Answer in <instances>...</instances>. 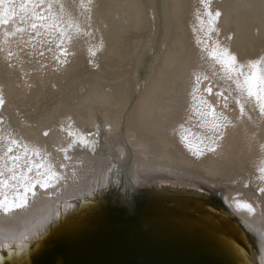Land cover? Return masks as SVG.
Segmentation results:
<instances>
[{
	"label": "bare ground",
	"instance_id": "1",
	"mask_svg": "<svg viewBox=\"0 0 264 264\" xmlns=\"http://www.w3.org/2000/svg\"><path fill=\"white\" fill-rule=\"evenodd\" d=\"M61 2L81 27L62 45L66 56L55 43L41 46L47 37L31 42L35 47H25L19 35L5 39V30L25 26L19 7L8 25L0 24V155L11 136L29 149L30 178L48 165L60 176L48 189L36 185L25 207L0 211V246L20 245L59 206L111 178L123 177L119 192L127 196L161 174L219 190L256 238L257 261L264 264V182L257 171L264 118L252 104L243 117L236 102L225 104L217 93L230 82L204 51L219 44L242 63L264 55V0H210V10L221 13L214 31L200 0H92L90 12L81 0ZM194 73L206 74L214 86L203 77L196 85ZM211 110L227 117L226 127L213 129ZM9 155H20L24 168L22 147Z\"/></svg>",
	"mask_w": 264,
	"mask_h": 264
},
{
	"label": "water",
	"instance_id": "2",
	"mask_svg": "<svg viewBox=\"0 0 264 264\" xmlns=\"http://www.w3.org/2000/svg\"><path fill=\"white\" fill-rule=\"evenodd\" d=\"M122 182L59 206L23 243L1 245L0 264H258L256 238L219 190L157 174L122 196Z\"/></svg>",
	"mask_w": 264,
	"mask_h": 264
},
{
	"label": "snow or ice",
	"instance_id": "3",
	"mask_svg": "<svg viewBox=\"0 0 264 264\" xmlns=\"http://www.w3.org/2000/svg\"><path fill=\"white\" fill-rule=\"evenodd\" d=\"M201 5L205 9V13L208 17L209 31H214L213 24L215 20L221 15L217 10L214 13L210 10V0H200ZM92 0H81V7H86L87 11H91ZM17 7L21 11L19 16L20 21L25 25L24 27H16L12 31L5 30L4 36L7 39L9 36L15 37L19 35L20 41L25 47L30 44L35 47V44L31 42L36 41L39 37H47V39H40L39 43L43 46L45 43H55L59 52L66 56L67 50L62 47L66 41L71 40L69 34L73 29L76 32L81 31L78 20L74 19L70 13L66 12L64 4L61 0H22L17 5L14 0H0V24L8 25L17 16ZM54 8L56 10H54ZM87 19H91L90 15ZM43 30V31H42ZM25 33H27V39H25ZM34 33V35H33ZM49 47L47 51H52ZM207 56L212 60V67L215 68L219 65V70L223 74L222 79L230 82L228 88H222L217 95L223 96L224 91H230L234 93L232 98L240 109V116L245 115V107L248 104H252L254 110H258L259 116L264 118V55L257 59L249 60L247 62H240L236 55L230 52L227 48H221L219 44L214 46L211 50L207 47L204 48ZM9 57L13 56V53L9 51L7 53ZM39 55L43 56L44 52H39ZM59 60V56L55 57ZM215 74V73H214ZM196 76V85H199L201 77L207 80L208 76L203 73H194ZM234 85V89L231 87ZM211 87L205 89V91L211 92ZM198 91V88L194 89ZM195 98V95H194ZM225 104H227L228 97L223 96ZM3 104L2 95H0V105ZM213 119L210 122L213 129L226 127L227 117H217L214 110H211ZM202 116H207L208 113H201ZM249 119L252 117L249 116ZM223 120L225 123H221ZM2 123V118H0ZM183 127V126H181ZM71 134V133H70ZM47 135V133H45ZM219 138V137H217ZM0 139L5 137L0 136ZM182 142L187 141L186 136L181 137ZM8 145L7 150L0 155V211L4 213H11L14 209H20L27 205L28 196L31 194L33 197L36 195L34 191L36 185L40 188L48 189L52 186V182L60 178L56 171L52 170L51 165H48L45 172H37L36 178L33 180L29 177L28 173L32 172V163L30 157H28L29 149L27 145H21L17 139L11 136L7 137ZM81 141L87 144L81 138ZM22 147L24 149V168H21L20 155H9L13 152V147ZM71 146V145H70ZM186 146H188L186 144ZM261 149L264 150V144H261ZM35 155H39L38 149L32 150ZM66 151V150H64ZM199 152V149H197ZM194 152V154H197ZM202 154V153H201ZM67 158V157H66ZM36 168L44 167L43 164L35 165ZM63 167V165H62ZM259 176L258 179L264 182V161L261 162V166L257 169ZM10 175H5V173ZM247 186V185H245ZM6 189H10L12 192L11 198ZM259 191L264 192V186L259 188ZM238 206L246 208L250 212H254V208L251 204L236 201Z\"/></svg>",
	"mask_w": 264,
	"mask_h": 264
},
{
	"label": "rangeland",
	"instance_id": "4",
	"mask_svg": "<svg viewBox=\"0 0 264 264\" xmlns=\"http://www.w3.org/2000/svg\"><path fill=\"white\" fill-rule=\"evenodd\" d=\"M207 81H208V83L209 84H211V85H213L214 86V82L212 81V80H210V79H207ZM223 96H226V97H228L229 98V101H230V103L231 104H235V101H234V99L233 98H231L230 96H228V94H227V92L226 91H224L223 92Z\"/></svg>",
	"mask_w": 264,
	"mask_h": 264
}]
</instances>
